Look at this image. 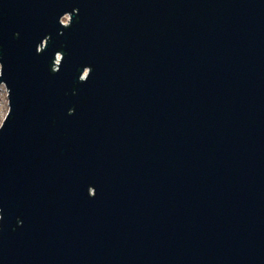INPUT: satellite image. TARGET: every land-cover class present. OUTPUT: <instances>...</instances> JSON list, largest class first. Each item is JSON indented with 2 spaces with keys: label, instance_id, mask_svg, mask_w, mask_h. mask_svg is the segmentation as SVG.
Instances as JSON below:
<instances>
[{
  "label": "water",
  "instance_id": "obj_1",
  "mask_svg": "<svg viewBox=\"0 0 264 264\" xmlns=\"http://www.w3.org/2000/svg\"><path fill=\"white\" fill-rule=\"evenodd\" d=\"M0 85V264H264V0H0Z\"/></svg>",
  "mask_w": 264,
  "mask_h": 264
},
{
  "label": "rangeland",
  "instance_id": "obj_2",
  "mask_svg": "<svg viewBox=\"0 0 264 264\" xmlns=\"http://www.w3.org/2000/svg\"><path fill=\"white\" fill-rule=\"evenodd\" d=\"M66 18H69L67 16ZM63 18L62 22L67 23V19ZM7 89L4 85H0V126L8 112V99H7Z\"/></svg>",
  "mask_w": 264,
  "mask_h": 264
},
{
  "label": "built area",
  "instance_id": "obj_3",
  "mask_svg": "<svg viewBox=\"0 0 264 264\" xmlns=\"http://www.w3.org/2000/svg\"><path fill=\"white\" fill-rule=\"evenodd\" d=\"M58 60H59V57H58V59L57 60H55L56 62H58Z\"/></svg>",
  "mask_w": 264,
  "mask_h": 264
}]
</instances>
